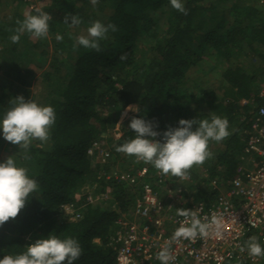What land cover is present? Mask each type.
I'll return each mask as SVG.
<instances>
[{"label":"trees","instance_id":"1","mask_svg":"<svg viewBox=\"0 0 264 264\" xmlns=\"http://www.w3.org/2000/svg\"><path fill=\"white\" fill-rule=\"evenodd\" d=\"M39 5L0 0V264H114L115 222L144 183L107 177L135 173L149 141L177 162L170 186L184 190L182 210L234 178L264 90V3ZM38 75L43 105L24 113ZM94 144L106 163L88 155ZM94 186L111 200L82 207ZM245 244L264 251L257 233Z\"/></svg>","mask_w":264,"mask_h":264},{"label":"built area","instance_id":"2","mask_svg":"<svg viewBox=\"0 0 264 264\" xmlns=\"http://www.w3.org/2000/svg\"><path fill=\"white\" fill-rule=\"evenodd\" d=\"M37 1L27 0L31 9ZM260 100L235 176L223 188L212 182V188L218 190L213 200L189 202L190 209H181L188 202L184 190L170 186L177 162L162 161L160 140L145 145V156L138 158L142 165L135 173L107 177L116 185L144 183L133 208L115 222L116 232L108 242L114 264H260L264 260V251L245 244L253 233L264 243V90ZM97 151L99 162L106 163L109 156L98 144L88 155ZM151 166L156 167L152 175ZM179 179L189 180L185 175ZM96 191L97 186L88 190L82 207L111 200L110 195ZM64 210L75 215L78 208L69 204Z\"/></svg>","mask_w":264,"mask_h":264},{"label":"rangeland","instance_id":"3","mask_svg":"<svg viewBox=\"0 0 264 264\" xmlns=\"http://www.w3.org/2000/svg\"><path fill=\"white\" fill-rule=\"evenodd\" d=\"M35 5H36V7L40 8L39 1H37ZM40 79H41V76L38 75V77H36L34 79L33 84L29 88V91L31 93V99H30V101H28L22 105V107L24 109V113L28 112L30 110H34L36 112L41 110V105H43V101H44L42 96L44 95L45 87H44V85H42L40 83ZM25 97H24V99H25ZM112 162H114V161H112ZM118 164H119V162H115L116 167H118L117 169H119L120 171L121 170L123 171V169H122L123 166H121V165L118 166Z\"/></svg>","mask_w":264,"mask_h":264},{"label":"clouds","instance_id":"4","mask_svg":"<svg viewBox=\"0 0 264 264\" xmlns=\"http://www.w3.org/2000/svg\"><path fill=\"white\" fill-rule=\"evenodd\" d=\"M27 1V0H26ZM39 1V0H38ZM28 3V2H27ZM29 4V3H28ZM36 4V3H35ZM35 7H36V5H35ZM28 8L30 9V10H33V9H35V8H33V9H31L30 8V4H29V6H28Z\"/></svg>","mask_w":264,"mask_h":264}]
</instances>
